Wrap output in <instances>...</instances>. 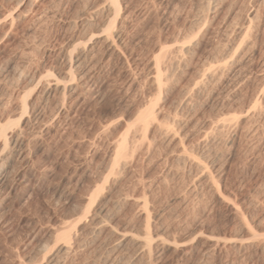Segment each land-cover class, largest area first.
<instances>
[{
    "label": "rangeland",
    "instance_id": "374dc122",
    "mask_svg": "<svg viewBox=\"0 0 264 264\" xmlns=\"http://www.w3.org/2000/svg\"><path fill=\"white\" fill-rule=\"evenodd\" d=\"M205 1L117 0L116 15H107L108 0H0L1 123L17 121L27 103L25 121L8 129L20 134V148L11 153L0 138V156H8L0 264H42L61 228L86 239L61 264H123L132 250L105 262L114 238L103 236L111 227L144 229L136 202L146 203L151 231L164 242L149 264H264V0H212L209 10ZM112 21L110 55L104 36ZM88 44L85 61L69 70L67 51ZM184 45L190 52L178 55ZM211 65L217 74L195 90ZM54 82L76 88L47 95ZM149 105L158 128L139 140L135 117ZM219 116L231 121L220 134L210 124ZM124 135L127 157L111 175ZM182 148L219 160V173L209 171L218 194L204 182L208 171L177 155ZM235 206L246 227L232 217ZM101 216L103 236L93 240Z\"/></svg>",
    "mask_w": 264,
    "mask_h": 264
},
{
    "label": "bare ground",
    "instance_id": "6f19581e",
    "mask_svg": "<svg viewBox=\"0 0 264 264\" xmlns=\"http://www.w3.org/2000/svg\"><path fill=\"white\" fill-rule=\"evenodd\" d=\"M205 1V0H204ZM212 0H206V5L208 10L209 9H213V7H211L210 5H212L211 3ZM217 1V0H216ZM219 1V0H218ZM217 1V4L219 3ZM224 3V2H223ZM217 7V6H216ZM105 12L107 13V15H110L111 13L115 14L117 13L118 11V2L117 0H108L107 2V5L105 6ZM205 11V10H204ZM203 11V12H204ZM211 11V10H210ZM214 11V10H213ZM206 15V14H205ZM210 15V14H209ZM90 16V15H89ZM210 18V17H209ZM212 18V17H211ZM210 18V19H211ZM201 19V18H200ZM198 20V19H197ZM207 16H205L203 18L202 21L206 22L207 23ZM92 21V19L90 20ZM200 21V20H199ZM86 22V21H85ZM95 22V21H94ZM251 22V21H250ZM88 23V22H87ZM82 24V23H81ZM90 23H88L89 25ZM92 24V23H91ZM86 25V24H85ZM114 25V21H112L110 24H109V29H108V32L106 33V35L104 36L105 37V49H104V53H110V55L112 53H115L114 51L116 50H113V41H112V34L110 32V29ZM200 25V24H199ZM198 25V26H199ZM248 28V27H247ZM191 42V41H190ZM247 44V43H246ZM83 45V44H82ZM246 47V46H245ZM244 47V48H245ZM239 48V47H238ZM92 48H90V45H86L84 47H79V45L75 47L74 45V53L73 52H69L67 51V53L65 54V58H66V61H67V65H68V69L69 70H72L75 65L77 64H81V62L84 60L85 61V52L87 51L89 53V51L91 50ZM115 49V48H114ZM178 49V50H177ZM176 49V52L178 51V55H181V54H186L188 51H189V48L187 46H179V48L177 47ZM193 49V48H192ZM191 49V51H192ZM102 51V50H101ZM238 51V50H237ZM66 52V51H65ZM190 52V51H189ZM231 53V52H230ZM76 54V55H74ZM161 54V53H160ZM159 54V55H160ZM232 54V53H231ZM163 55V54H162ZM175 55V54H174ZM230 55V54H229ZM235 55V54H233ZM173 56V54H172ZM176 56V55H175ZM183 56V55H182ZM85 58V59H83ZM183 58V57H182ZM233 59V58H231ZM217 60V59H215ZM224 60V59H223ZM208 61V60H207ZM212 61V60H211ZM172 62V61H170ZM181 62V61H180ZM201 62V61H200ZM218 62V60H217ZM223 62V61H222ZM225 62V61H224ZM162 63V57H157L156 59H154V61L152 62L153 66L152 68L154 67V72L152 73L153 74V82L155 83V85L159 88L162 86V71L160 70V65ZM169 63V62H168ZM209 63V62H208ZM207 63V65H208ZM204 64V63H203ZM211 64V63H210ZM164 65V63L162 64ZM217 66H220L218 63H217ZM223 66V65H222ZM162 67V66H161ZM171 67V66H170ZM179 67V66H178ZM206 66H204L205 68ZM209 67V66H208ZM221 67V66H220ZM67 69V70H68ZM170 69V68H169ZM172 69V68H171ZM206 69V68H205ZM212 69V70H211ZM217 68H215V65H211L209 68H208V71L207 69L199 76V80H197L198 82H196V84L194 86H196L194 89H199L201 87V85H203L204 83H207V81L210 79V77L215 74V71L217 72L218 70H216ZM222 69V68H221ZM69 70H68V74L66 75L68 80L71 79L72 75H71V72L69 73ZM74 70V69H73ZM210 70V71H209ZM220 70V68H219ZM203 71V70H202ZM48 73V72H47ZM176 73V72H175ZM217 74V73H216ZM215 74V75H216ZM167 75V74H166ZM51 77L50 75H46L45 79L46 80H49ZM77 77V76H76ZM87 77V76H86ZM215 77V76H214ZM165 78V77H164ZM213 78V76H212ZM219 78V77H217ZM42 79V78H40ZM53 79V78H51ZM50 79V80H51ZM77 79V78H76ZM173 79V78H172ZM49 80V81H50ZM72 80V79H71ZM75 80V79H74ZM212 80V79H211ZM209 80V81H211ZM47 83V82H46ZM209 83V82H208ZM50 84V83H49ZM192 84V83H191ZM205 85V84H204ZM74 86V85H73ZM71 84H68V85H59L58 82H54L53 86L51 89H49L48 91V94L49 95L51 92L52 93H56L59 89H62L64 92L65 91H72L75 87H73ZM164 87V86H163ZM191 87V86H189ZM204 87V86H203ZM202 87V88H203ZM157 88V89H158ZM192 88V87H191ZM190 88V89H191ZM200 88V89H202ZM60 91V90H59ZM70 91V92H71ZM182 91V90H181ZM61 92V91H60ZM76 92V91H75ZM192 92V91H190ZM195 92V91H194ZM197 92V91H196ZM63 93V92H62ZM262 93V92H261ZM53 95V94H52ZM64 95V94H63ZM191 95V94H190ZM30 96V95H29ZM185 96V95H184ZM198 96V95H197ZM50 99V98H49ZM185 100V98H183ZM187 101V100H186ZM190 102V101H189ZM63 103V102H62ZM61 103V104H62ZM21 104V115H20V118L17 120V121H12V120H4V122L1 123V120H0V138L3 140V144H4V147L7 146V144H10L11 145V153H14L17 149L20 148V145H21V141H18L17 137L18 135L16 134V129L15 131H11V130H8L9 128H12V126L16 125L18 126V124L20 122H23L25 121V114H26V107H27V103H26V100H22V103ZM190 105V104H189ZM62 108V107H61ZM155 108V107H154ZM60 110V109H59ZM141 110V109H140ZM138 111V114H136L137 117L136 118V123L139 124V131L141 132V134L138 136L139 137V140H144L145 139V134L149 128V126L151 125H156V127L158 126L156 120V117L153 116L154 112H153V108L151 107V105L149 106H146L143 110L141 111ZM247 113V111H246ZM155 115V114H154ZM218 116V115H217ZM224 116V115H223ZM155 117V118H154ZM220 117V116H219ZM216 119L213 123H210L212 125V128L213 130L217 131V133H221V132H225L224 130H226L227 128L226 127H230V120H227V119H224V118H219ZM158 118V117H157ZM217 118V117H216ZM215 119V118H214ZM235 119V118H234ZM240 119V118H239ZM28 121V120H27ZM159 122V121H158ZM26 123V122H25ZM131 124V123H130ZM134 124V123H133ZM232 124V123H231ZM171 125V123H170ZM138 126V125H137ZM130 128V127H129ZM153 128V127H152ZM158 128V127H157ZM161 128V127H160ZM226 128V129H225ZM13 129V128H12ZM165 129L167 132H169L168 130V127L166 128H163L162 130H164L165 132ZM235 129V128H234ZM127 131V130H126ZM129 131V130H128ZM127 131V132H128ZM227 131V130H226ZM17 132H18V129H17ZM20 132V131H19ZM166 132V133H167ZM230 132V131H229ZM133 133V132H132ZM165 133V134H166ZM215 133V132H213ZM210 134V133H209ZM228 134V133H227ZM236 134V133H235ZM170 135V134H169ZM206 135V134H205ZM223 135V134H222ZM108 136V135H107ZM121 136V135H120ZM162 136V135H161ZM172 136V135H171ZM209 136V135H208ZM19 137H20V134H19ZM18 137V138H19ZM218 137V136H217ZM207 138V137H206ZM0 139V141H2ZM136 139V138H134ZM218 139V138H217ZM220 139H223L220 137ZM229 139V138H228ZM127 136L124 135L121 140L119 141V143L117 144V146H115V154H114V159H112V165L110 166L109 168V171L112 175V173L116 170V168L119 166V165H122V164H119L121 163V161L123 159H125V157H127V152H128V146H127ZM132 140V139H131ZM203 140V139H201ZM215 140V139H214ZM133 141V140H132ZM137 141V140H136ZM146 141V140H145ZM211 141V140H210ZM114 142V141H113ZM207 142V141H206ZM213 143V141H212ZM220 143V141H219ZM208 144V143H207ZM3 146V145H2ZM210 146V145H209ZM1 148V149H4ZM10 147V146H9ZM131 147V146H130ZM135 147V146H133ZM231 147V146H230ZM109 148V147H108ZM148 148V147H147ZM10 149V148H9ZM8 149V150H9ZM146 149V148H145ZM186 149V148H185ZM185 149H181L180 151V154H177L180 156V158H185L187 160H192L194 163L196 162L197 165L199 166L200 168V171H215V173H219V169L222 168L221 166H218V163L219 160H216V159H209V157L207 158V160H201V159H195L194 157H192L191 155H193L191 152V155L188 154ZM135 150V148H134ZM2 151V150H0ZM6 151V150H5ZM131 151V150H130ZM210 152V151H209ZM3 153H4V150H3ZM2 153V154H3ZM6 155H7V151L5 152ZM16 153V152H15ZM133 153V152H132ZM137 153V151H136ZM177 153V152H176ZM10 154V153H8ZM140 154V153H139ZM12 155V154H11ZM198 155V154H197ZM204 155V154H203ZM209 155V154H208ZM218 155V154H217ZM178 156V157H179ZM194 156V155H193ZM220 156V155H219ZM7 158L8 156L5 157V155L3 156H0V186H4L5 183H6V180H7V169H8V165H7ZM134 158V157H133ZM177 158V156H176ZM220 158V157H219ZM209 159V160H208ZM178 161V160H177ZM205 161V162H204ZM223 161V160H222ZM124 162V161H123ZM186 162V161H185ZM190 163V162H189ZM207 163V164H206ZM106 166V165H105ZM127 166V164H126ZM125 166V167H126ZM121 167V166H120ZM124 167V168H125ZM108 168V167H107ZM136 168V167H135ZM216 169V170H215ZM123 170V169H122ZM199 170V169H197ZM196 170V171H197ZM108 171V170H107ZM218 171V172H217ZM103 172V171H102ZM108 173V172H106ZM202 173H205V172H202ZM201 173V174H202ZM221 173V172H220ZM115 174V173H114ZM200 174V175H201ZM208 175L206 176V180L204 181L205 184H209L211 185L212 187H214V192H216L218 194V190H219V184H218V181L216 182L214 177L210 172L207 173ZM107 175V174H106ZM105 175V176H106ZM110 175V176H111ZM123 175V174H122ZM216 175V174H215ZM222 175V174H221ZM108 176V175H107ZM106 176V177H107ZM119 176V175H118ZM143 176V175H142ZM202 176V175H201ZM115 177V176H114ZM145 177V176H144ZM113 178V177H112ZM219 178V177H218ZM98 179V178H97ZM132 179V178H131ZM134 179V178H133ZM221 179V178H220ZM105 180H107V178H105ZM218 180V179H216ZM149 182V181H148ZM97 183V182H96ZM150 183V182H149ZM199 183V182H198ZM142 186V185H141ZM221 186V185H220ZM102 187V186H101ZM100 187V188H101ZM119 187V186H118ZM99 188V187H98ZM99 188V189H100ZM201 188V187H200ZM134 189V188H133ZM95 190V189H94ZM110 190V189H109ZM143 190V189H142ZM211 190V189H210ZM93 195V194H92ZM96 195V196H95ZM94 195V201L95 198L97 197V194ZM134 195V194H133ZM224 197V196H223ZM92 198V197H90ZM143 198V197H142ZM141 199V198H139ZM144 199V198H143ZM223 199V198H222ZM221 199V200H222ZM226 199V198H225ZM92 200V199H91ZM117 200V199H116ZM136 200V199H135ZM140 201V200H139ZM223 201V200H222ZM254 202V201H253ZM98 203V202H97ZM117 203V202H116ZM115 203V204H116ZM138 204V206H141L142 209H143V212L145 214V225L143 226L144 229H142L140 231V233H136L135 235L131 232H128V230H122V231H118L113 229L112 227L110 228V230H108V233L106 236H103L102 232L104 231V227L106 225V220L104 218V216L98 218V220L93 224V227L91 228V231H90V236H91V239L93 240H97L99 237L103 236L105 237V239L109 237V235H111L114 240L112 241L113 244L111 246H107L108 247V251L106 253V257H105V262H109V261H118L119 258L121 257H126L124 256L126 253L124 251H126L127 247H129L131 250H132V255H129V257H126V261L123 260V264H149V262H151V258L154 256V254H156V249L158 248V246H164V242L159 241V234H157V232H152L151 231V225L149 224V214L151 213H147L148 210L146 208V203L145 202H136ZM118 205V204H117ZM116 205V206H117ZM91 207V206H90ZM100 207V206H99ZM102 207V206H101ZM81 209V208H80ZM113 209V208H112ZM195 209V208H194ZM107 210V209H106ZM89 211V210H88ZM197 211V210H196ZM230 213L232 215V217L234 218L235 221L238 222L239 225H242L244 227H246L245 225H247L244 221V218L242 217L240 211L238 208L235 207H232V210H230ZM86 214V212H85ZM119 214V213H118ZM80 217V216H79ZM99 217V216H98ZM195 217V216H194ZM149 219V220H148ZM94 220V219H93ZM130 221V220H129ZM76 224V220H75V223ZM91 224V223H90ZM71 226V225H70ZM76 226V225H75ZM74 226V227H75ZM198 226V225H197ZM69 227V226H67ZM118 227V226H116ZM135 227V226H134ZM62 230H60L59 232H55V236L56 237V240L59 242L58 244L54 245L50 251H45L42 255V264H61V259H63L62 257H67L69 255H71L75 248H81L82 246H84V242L86 239H84L83 237L82 238H75V235L73 234V232L71 230H66V229H63L61 228ZM77 229V228H76ZM109 229V228H108ZM133 229V228H131ZM83 230V229H82ZM106 230V229H105ZM134 231V230H133ZM136 231V230H135ZM168 231V230H167ZM75 232V231H74ZM89 232V231H88ZM200 232V231H199ZM243 232V231H242ZM177 233V232H176ZM252 233V232H250ZM161 235V234H160ZM253 236V235H252ZM193 238V237H192ZM196 238V236L194 237ZM260 238V237H259ZM258 238V239H259ZM112 239V238H111ZM55 240V239H54ZM261 240V239H260ZM264 241V240H263ZM261 240V242H263ZM160 242V243H158ZM257 242V241H256ZM255 242V244H256ZM261 242H257V243H260ZM88 243V242H87ZM184 244V243H183ZM258 245L257 248L259 247L260 249H262L261 245ZM264 245V244H263ZM42 247V246H41ZM48 247V246H47ZM181 247V246H180ZM214 247V246H213ZM128 248V249H129ZM185 248V247H184ZM193 248V247H192ZM210 248V247H209ZM208 248V250H210ZM47 249V248H45ZM106 249V248H105ZM195 249V248H194ZM256 249V248H255ZM77 250V249H76ZM104 250V249H103ZM192 250V249H191ZM207 251V247L205 249ZM244 250V248H243ZM129 251V250H128ZM202 251V250H200ZM205 251V252H206ZM43 252V251H41ZM77 252V251H76ZM160 252V251H159ZM188 252V251H187ZM257 252V251H255ZM125 253V254H124ZM85 254V253H84ZM120 255L121 254V257H118L116 255ZM124 254V255H123ZM189 254V253H188ZM41 255V254H40ZM97 255V254H96ZM123 255V256H122ZM210 255V254H209ZM256 255V254H255ZM98 257V256H97ZM100 257V256H99ZM118 258V259H116ZM156 258V257H155ZM247 258V257H246ZM34 261V260H33ZM85 261V260H84ZM120 262V261H119ZM32 263V262H31ZM30 263V264H31ZM122 264V263H121ZM151 264V263H150Z\"/></svg>",
    "mask_w": 264,
    "mask_h": 264
}]
</instances>
